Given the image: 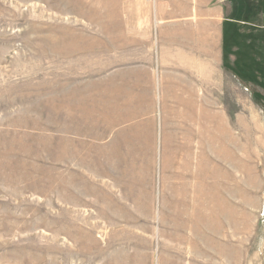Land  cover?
<instances>
[{"label":"crops","instance_id":"obj_1","mask_svg":"<svg viewBox=\"0 0 264 264\" xmlns=\"http://www.w3.org/2000/svg\"><path fill=\"white\" fill-rule=\"evenodd\" d=\"M116 1V47L104 36L101 47L80 50L62 38L54 42L60 55L54 124L59 138L76 139L85 149V202L71 200L72 182L69 192L56 184L57 198L92 204L95 219L127 220L141 237L137 254L145 264L152 258L155 264H212L220 257L249 264L226 252L244 241L233 238L238 136L215 96L225 90L223 36L235 24L229 15L235 1ZM78 51L85 56L74 59ZM120 149L122 186L115 167ZM139 161L147 168L139 169ZM210 189L218 199H208ZM207 203L215 204L212 213Z\"/></svg>","mask_w":264,"mask_h":264},{"label":"rangeland","instance_id":"obj_2","mask_svg":"<svg viewBox=\"0 0 264 264\" xmlns=\"http://www.w3.org/2000/svg\"><path fill=\"white\" fill-rule=\"evenodd\" d=\"M234 1L229 15L235 24L223 36L225 90L215 96L238 136L234 169L241 197L233 199V238L244 241L226 252L236 263L264 264V0ZM117 10L116 0H0V264H145L137 254L141 237L127 220L92 218L98 211L92 204L72 206L55 193L56 184L69 192L72 182L71 200L85 202L84 146L59 138L52 114L56 62L60 73L55 39L80 50L101 47L104 36L116 47ZM103 46L108 51L111 45ZM78 52L74 59L85 56ZM121 152L115 166L120 186L126 171ZM146 165L137 163L142 170ZM209 191L210 201L218 199ZM214 207L207 203V213Z\"/></svg>","mask_w":264,"mask_h":264},{"label":"bare ground","instance_id":"obj_3","mask_svg":"<svg viewBox=\"0 0 264 264\" xmlns=\"http://www.w3.org/2000/svg\"><path fill=\"white\" fill-rule=\"evenodd\" d=\"M220 121V120H219ZM220 125V124H219ZM217 127V126H216ZM217 129V128H216ZM226 130V129H225Z\"/></svg>","mask_w":264,"mask_h":264}]
</instances>
